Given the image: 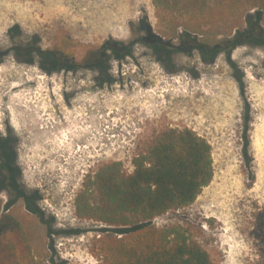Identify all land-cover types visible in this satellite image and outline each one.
Returning <instances> with one entry per match:
<instances>
[{
    "label": "rangeland",
    "instance_id": "rangeland-1",
    "mask_svg": "<svg viewBox=\"0 0 264 264\" xmlns=\"http://www.w3.org/2000/svg\"><path fill=\"white\" fill-rule=\"evenodd\" d=\"M0 6V101L9 103L12 92L38 95L33 105H41L43 123L55 120L40 124L51 131L22 137L14 115L0 110V135L11 139L21 193L34 198L36 211L11 188L0 199L24 225L38 261L98 264L92 244L114 227L76 215L83 182L113 161L130 171L133 157L159 133L189 128L212 147L213 178L192 204L154 224L185 228L215 264H264V8L235 5L206 24L202 16L171 15L154 0H0ZM154 35L178 48L169 59L144 41ZM108 40L129 54L118 59L107 49L106 74L92 57ZM46 51L69 60L48 71ZM28 73L36 82L24 83Z\"/></svg>",
    "mask_w": 264,
    "mask_h": 264
},
{
    "label": "trees",
    "instance_id": "trees-1",
    "mask_svg": "<svg viewBox=\"0 0 264 264\" xmlns=\"http://www.w3.org/2000/svg\"><path fill=\"white\" fill-rule=\"evenodd\" d=\"M155 5L176 16H202L206 24L235 5L264 8V0H154ZM204 16V17H203ZM162 61L178 49L163 37L147 36L144 41ZM260 44L262 39L252 38ZM118 42L106 41L94 51L93 63L101 73H108L112 50L118 59L129 54ZM131 47H129L130 49ZM216 54L214 48H209ZM42 58L51 61L48 71L58 69L66 54L46 51ZM45 68V64L41 65ZM107 78L102 79L106 81ZM11 139L0 135V192L11 188L16 198L27 200L36 211L34 198L21 193V170ZM132 169L126 171L120 161L105 163L83 182L75 197L76 215L100 221L113 229L92 244L98 264H215L208 251L181 226L157 227L153 220L171 210L192 204L203 187L213 178L212 147L189 128H172L159 133L147 149L136 154ZM0 199V264H43L34 255L22 222L4 210Z\"/></svg>",
    "mask_w": 264,
    "mask_h": 264
},
{
    "label": "bare ground",
    "instance_id": "bare-ground-1",
    "mask_svg": "<svg viewBox=\"0 0 264 264\" xmlns=\"http://www.w3.org/2000/svg\"><path fill=\"white\" fill-rule=\"evenodd\" d=\"M1 7V6H0ZM5 7H7V6H5ZM1 10H2V7H1ZM6 10V9H5ZM8 10V9H7ZM10 11V10H9ZM9 11H7V12H9ZM5 14V13H4ZM10 14V13H9ZM7 21V20H6ZM21 24V23H20ZM26 74V73H25ZM14 77V76H13ZM36 76L34 75V74H32V73H28V76H23V79L25 80V82L24 83H29V82H34L35 80H36V78H35ZM0 81H1V79H0ZM42 81V80H41ZM40 81V82H41ZM36 82V81H35ZM7 83V82H6ZM39 84V83H38ZM8 85V84H7ZM19 86H22V83L21 84H16V85H14V86H12V87H10L11 89H10V92H12V91H17L18 90V88H19ZM41 86V85H40ZM47 86V85H46ZM2 88V87H1ZM38 88V87H37ZM43 88V87H42ZM41 88V89H42ZM7 89V88H6ZM45 89V88H44ZM2 90V89H1ZM25 90V89H24ZM6 92V91H5ZM32 92V91H31ZM44 92V91H43ZM27 93V92H26ZM28 93H30V92H28ZM37 93V92H36ZM39 93V92H38ZM47 93V92H46ZM2 94H4L3 92H1L0 91V98H1V96H2ZM35 94V93H34ZM41 95H43V94H41ZM41 95H39V96H41ZM47 95V94H46ZM6 96L8 97H10V99H9V103H7V104H5V103H2V101H0V110L1 111H6V112H8L9 114H13L14 115V122H13V127H15L17 130H18V132L20 133V135L22 136V137H25V134L26 133H32V132H39V133H41V134H43V133H46V132H48L47 130H49L50 128H52V127H50L51 125H54L55 123V120H54V122H51L50 123V121L48 120V119H45L47 122L46 123H48V125L49 124H51L50 126H46V125H44V126H40V124H42L43 123V116H39L38 114H39V111H38V108L39 109H41L40 108V106L39 107H37L35 104V107H34V105H33V100L36 98V97H38V95H36L35 96V98L34 99H32V100H30V95L29 96H27L28 98H24V95L23 94H21V93H18V94H15V92L13 93H7L6 94ZM26 97V96H25ZM32 98V97H31ZM42 98H44V97H42ZM2 100V99H1ZM5 101V100H4ZM43 102V101H42ZM38 103H40L39 101H38ZM44 105H46V104H44ZM97 108V107H96ZM45 109V108H44ZM47 109V108H46ZM49 109V108H48ZM12 110V111H11ZM44 111V110H43ZM49 111V110H48ZM53 111V110H52ZM2 112V113H3ZM41 112V111H40ZM49 112H51V111H49ZM43 113V112H42ZM5 115V114H4ZM41 115V114H40ZM50 115V114H49ZM48 115V116H49ZM52 115H54L53 113H52ZM55 116V115H54ZM54 116H53V118H54ZM4 116L3 115H1L0 114V119H2ZM88 117V116H87ZM12 120H13V118H12ZM108 120V119H107ZM4 121V120H3ZM20 121V122H19ZM2 122V121H1ZM56 122H58L57 120H56ZM45 123V122H44ZM43 123V124H44ZM45 123V124H46ZM94 123V122H93ZM103 125V124H102ZM116 125V124H115ZM56 126V125H55ZM60 126V125H59ZM1 127V126H0ZM74 128V127H73ZM53 129V128H52ZM76 129V128H75ZM29 130V131H28ZM77 130V129H76ZM50 131H51V129H50ZM54 131V130H53ZM71 131V130H70ZM69 131V132H70ZM78 131V130H77ZM81 131V130H80ZM83 131V130H82ZM87 131V130H86ZM73 132V131H72ZM72 132H70V133H72ZM75 132V131H74ZM83 132H85V129H84V131ZM105 132V131H104ZM76 133V132H75ZM82 132H80V135H78L79 137H82L83 135L81 134ZM87 133V132H86ZM85 133V134H86ZM88 133H89V130H88ZM38 134V133H37ZM84 134V135H85ZM93 134V133H92ZM76 136H77V134H75ZM77 136V137H78ZM47 138H48V136H47ZM47 138H45V139H47ZM75 138V137H74ZM82 139V138H81ZM88 139H90L89 138V135H88V138H87V140ZM44 141V140H43ZM81 141V140H80ZM91 141H93V139L91 140ZM84 142V141H83ZM44 143V142H43ZM68 143V142H67ZM81 143V142H80ZM86 143V142H85ZM93 144V143H92ZM60 145V144H59ZM91 146H93V145H91ZM62 148V147H61ZM84 148V147H83ZM90 148V147H89ZM63 149V148H62ZM60 151H62L61 149H60ZM82 152V151H81ZM58 153V152H57ZM61 153H63V152H61ZM61 155V154H60ZM58 156H59V154H58ZM54 160V159H53ZM64 174V173H63Z\"/></svg>",
    "mask_w": 264,
    "mask_h": 264
},
{
    "label": "flooded vegetation",
    "instance_id": "flooded-vegetation-1",
    "mask_svg": "<svg viewBox=\"0 0 264 264\" xmlns=\"http://www.w3.org/2000/svg\"><path fill=\"white\" fill-rule=\"evenodd\" d=\"M119 45H120V44H119ZM127 49H128V48H126V47L123 48L124 51L127 50Z\"/></svg>",
    "mask_w": 264,
    "mask_h": 264
}]
</instances>
